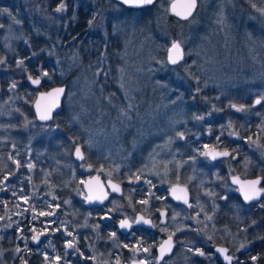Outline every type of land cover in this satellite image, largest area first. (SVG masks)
Segmentation results:
<instances>
[{
	"label": "rangeland",
	"instance_id": "obj_1",
	"mask_svg": "<svg viewBox=\"0 0 264 264\" xmlns=\"http://www.w3.org/2000/svg\"><path fill=\"white\" fill-rule=\"evenodd\" d=\"M167 3L155 0L146 19L112 0H0V264L19 257L20 208L33 202L56 210L59 228L72 222L90 235L87 264H128L133 251L121 256L115 231L102 233L98 221L117 214L119 199L96 210L83 205L89 172L116 180L126 194H148L179 182L185 165L196 171L203 155L192 143L239 138L244 123L264 138V0H197L186 20L171 17ZM157 33L168 44H157ZM174 41L183 58L170 65ZM30 72L48 87L67 84L64 114L47 124L30 110ZM251 143L246 152L263 159L264 146ZM76 144L81 164L71 158ZM189 152L197 155L185 158ZM226 240L237 252L246 246L245 237ZM142 258L155 263L149 253Z\"/></svg>",
	"mask_w": 264,
	"mask_h": 264
},
{
	"label": "flooded vegetation",
	"instance_id": "obj_2",
	"mask_svg": "<svg viewBox=\"0 0 264 264\" xmlns=\"http://www.w3.org/2000/svg\"><path fill=\"white\" fill-rule=\"evenodd\" d=\"M80 27L82 32H86V29ZM29 74L27 78L40 79L35 73ZM27 78L24 82L27 87L35 89L36 93L45 90L42 89L41 79L40 83L33 87ZM256 98L259 97H255L252 103ZM256 106L258 104L254 105ZM251 125L252 127H248ZM251 125L247 126L244 123L240 126L239 138H219L209 148H203L204 142L192 143L198 151H201L203 159L197 163L194 173L189 166L182 167L180 181L174 182L186 187L189 196L188 205L177 203L168 197L169 188L174 183L166 187L151 186L148 194L137 187L132 194H126L124 185L118 182L121 185V194L116 196L119 199L117 214L108 215L111 219L106 222L100 220L107 214H98V221L102 223V233L115 231L121 256L124 252L127 253V250H131L133 258L129 260L130 262L141 260L146 264V260L141 257L149 253L155 260L154 264H227L222 263L215 250L216 246H224L227 248V255L231 257L229 264L264 262V197L257 202L245 203L240 194L264 190V155L262 159L257 153L246 152L252 141L260 142L256 144L260 147L264 146V138H255V133L248 131L254 129L253 124ZM22 140L24 141L25 137ZM209 149L227 151L228 155L210 159L205 154ZM189 154L190 152L186 153L184 157L196 153ZM93 173L94 171L89 172L87 176ZM255 181L259 183H253ZM195 197L200 202L194 201ZM2 199L3 197H0L1 201ZM24 204L20 208L18 224L21 237L19 255L22 259L21 264L88 263V259H82L87 245L86 237L90 236L87 232L78 231L72 222L66 227L60 224L62 226L59 228L57 223L61 218L59 213L56 210L49 213L40 202ZM222 204H228L229 208L225 209ZM104 205L90 208L96 210ZM139 214L150 220L151 227L136 223ZM124 219L130 224L127 232H123L117 226V223ZM49 220H54L55 223ZM72 236L75 237L74 240H71ZM229 237L234 239L245 237L244 250L237 252L226 240ZM166 238L171 239V249L169 254L159 259L157 249ZM67 239L69 242L65 243ZM188 247L194 254L173 259L177 252H183L189 249ZM64 251H68L69 254H62ZM32 258H35L36 262L30 261Z\"/></svg>",
	"mask_w": 264,
	"mask_h": 264
},
{
	"label": "water",
	"instance_id": "obj_3",
	"mask_svg": "<svg viewBox=\"0 0 264 264\" xmlns=\"http://www.w3.org/2000/svg\"><path fill=\"white\" fill-rule=\"evenodd\" d=\"M116 2L122 3L124 6L129 8H141L149 6L154 2L152 0L151 3H143L139 2H125V0H115ZM191 0H168L167 3V10L169 14L173 17L178 18L179 20L188 19L191 17L196 8H197V0H196V7L190 9L188 7ZM174 45H178L177 47H174ZM182 48L179 46V44L174 41L170 47L167 49V61L170 65H175L179 61H182L183 58V51H181ZM172 60H176V63H173ZM28 82L31 86L36 87L40 83V79L37 78H27ZM34 81H39V83H34ZM62 90V91H60ZM67 93V86L65 84H55L53 86H50L46 90H40L36 93L35 98L32 102V111L37 121L40 123H48L53 119L54 115L58 114L61 111V108L63 106V101L65 99ZM260 101V99L256 98L254 100V105H257V101ZM45 117V118H42ZM224 153H227V151H219L215 149H209L207 150V156L210 159H218L222 156H227ZM72 160L75 162H81L84 159V152L83 149L79 144H77L72 149ZM83 192L84 194L81 195V198L84 201L85 207H93V206H99L106 204L110 199L111 195H114L115 197L121 194V185L112 180V179H106L103 180L102 177L97 173L94 172L90 176H87L84 179V182L82 184ZM169 196L173 201L177 203H183L185 205L189 204V196L188 192L185 186L182 184L174 183L169 188ZM241 197L245 203H252L257 202L261 197H264V190L263 191H247V192H241ZM250 197L249 199H246L245 197ZM111 217L102 216L101 220L102 222H106L107 220H110ZM163 220V219H162ZM161 220V222H163ZM136 223L143 225L145 227H151L150 226V220L146 217L142 216L141 214L137 215ZM121 224H125V227H121ZM117 226L122 230L123 232H127L129 229V221L124 219L123 221H120L117 223ZM171 249V239L166 238L162 241L160 244V247H158V258L160 259L161 256L169 254ZM215 250L217 254L220 256L222 263H227L231 261V257L227 255V248L224 246H216ZM226 257L230 259H226ZM129 264H144L141 260H131L129 261ZM261 264H264L261 263Z\"/></svg>",
	"mask_w": 264,
	"mask_h": 264
},
{
	"label": "trees",
	"instance_id": "obj_4",
	"mask_svg": "<svg viewBox=\"0 0 264 264\" xmlns=\"http://www.w3.org/2000/svg\"><path fill=\"white\" fill-rule=\"evenodd\" d=\"M152 8H153V5L152 6H148V7H144V8H141V9H139L140 10V12H143L145 15H146V19H149L150 17V14H152L151 12V10H152ZM174 18V17H173ZM174 19H176V18H174ZM176 20H178V19H176ZM170 33V32H169ZM156 36H158L157 37V44H159V45H161V46H164V45H166V44H168V37L166 36V41H165V37L164 36H162V35H160L159 33H157L156 34ZM2 53H3V50H1V48H0V58H1V56H2ZM62 83H64V84H66V82L65 81H62ZM56 84V83H55ZM67 85V84H66ZM48 86L43 82V86H42V89H46ZM64 108V107H63ZM63 108H61L62 110H63ZM61 110V112L60 113H62V114H64V110L62 111ZM60 113H58L56 116H58ZM55 116V117H56ZM61 121V120H60ZM63 122H67V119H65V120H63V121H61V128H63L64 130L66 129V126H64V123ZM66 130H68V129H66ZM59 138L60 139H62V135H59ZM8 171H10V168H8L7 169ZM12 245V243H10L8 246H11ZM6 258H7V256H5ZM8 259V258H7ZM9 260V259H8ZM19 261V263H21V261H22V259L20 258V256L19 257H17L13 262H15L14 264H16L17 262ZM30 261H35L36 262V259L35 258H32ZM12 262V261H11ZM11 262H9L10 264H11Z\"/></svg>",
	"mask_w": 264,
	"mask_h": 264
},
{
	"label": "snow or ice",
	"instance_id": "obj_5",
	"mask_svg": "<svg viewBox=\"0 0 264 264\" xmlns=\"http://www.w3.org/2000/svg\"><path fill=\"white\" fill-rule=\"evenodd\" d=\"M125 2L127 3V2H137V0H125ZM139 2H143V3H151L152 2V0H139ZM62 7H63V5H62ZM188 7L190 8V9H192V8H195L196 7V0H191V2L189 3V5H188ZM58 11L60 10V9H57ZM174 47H177L178 48V45H174ZM172 62L173 63H176V60H172ZM34 83H39V81H34ZM60 91H62V90H60ZM257 103H260V101L258 100L257 101ZM42 118H45V117H42ZM225 155H227V153H224ZM253 183H259V181H255V182H253ZM246 199H249L250 197H245ZM126 225L125 224H121V227H125ZM201 255H203V253H200ZM226 259H230V258H228V257H226ZM255 259V258H254Z\"/></svg>",
	"mask_w": 264,
	"mask_h": 264
}]
</instances>
